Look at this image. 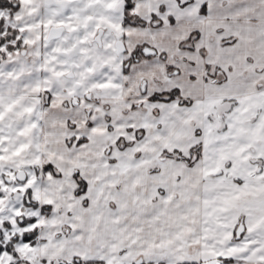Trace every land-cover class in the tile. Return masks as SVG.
<instances>
[{
  "label": "snow or ice",
  "instance_id": "6c2138e0",
  "mask_svg": "<svg viewBox=\"0 0 264 264\" xmlns=\"http://www.w3.org/2000/svg\"><path fill=\"white\" fill-rule=\"evenodd\" d=\"M0 264H264V0H0Z\"/></svg>",
  "mask_w": 264,
  "mask_h": 264
}]
</instances>
